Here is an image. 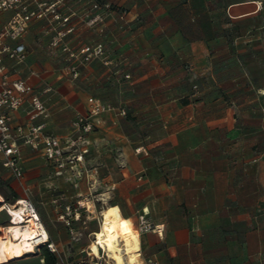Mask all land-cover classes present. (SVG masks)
Returning a JSON list of instances; mask_svg holds the SVG:
<instances>
[{
  "label": "crops",
  "instance_id": "0c3cea01",
  "mask_svg": "<svg viewBox=\"0 0 264 264\" xmlns=\"http://www.w3.org/2000/svg\"><path fill=\"white\" fill-rule=\"evenodd\" d=\"M50 1L78 18L91 2ZM101 1L113 6L102 32L72 17L71 46L104 45L77 78L49 48L45 19L30 20L19 40L23 62L4 58L44 103L32 122L76 137L73 121L92 101L117 108L93 117L82 165L87 187L96 172L132 227L144 211L163 228L139 233L141 264H264V0ZM29 108L26 96L12 126L29 122ZM19 161L24 180L46 165L21 143Z\"/></svg>",
  "mask_w": 264,
  "mask_h": 264
},
{
  "label": "built area",
  "instance_id": "2783aa9c",
  "mask_svg": "<svg viewBox=\"0 0 264 264\" xmlns=\"http://www.w3.org/2000/svg\"><path fill=\"white\" fill-rule=\"evenodd\" d=\"M56 4V1L50 0H0V13L13 11L11 17L5 23L0 24V166L8 170L9 174L17 180L23 176L19 161L20 143L28 145L33 150H40L55 169V173L60 174L67 165L71 169L75 163L82 162V155L87 149H78L77 143L85 142V134L93 127V117L103 112L117 110L102 102L92 101L86 112L77 115L73 121L77 132L76 137L69 136L62 139L45 133L44 123L32 122L36 117L46 115L44 103L39 95L33 92L32 86L26 79L12 78L4 63L5 57L17 63L24 61L26 50L19 40L26 33L30 20L45 19L48 22L52 29L48 46L63 54L64 69L72 78L78 77L80 65L100 58L104 54L102 42L78 47H73L67 42V37L76 30L72 17H78L75 12L66 15L61 13ZM112 7L111 3L91 0L78 20L86 27L98 29V26L102 25L105 20V14L111 11ZM98 30L102 32V28L99 27ZM8 41L16 43L10 45ZM26 96L30 103L27 111L29 122L12 126L10 112L18 109ZM117 112L125 114L123 109H118ZM136 151L140 149L137 148ZM23 199L32 205L29 199ZM67 210H69L68 207ZM145 216L144 211L138 215L137 231L139 233L155 231L161 236L163 228L159 225H152ZM47 246L50 251H54L51 244L48 243ZM88 247L90 248V245Z\"/></svg>",
  "mask_w": 264,
  "mask_h": 264
},
{
  "label": "rangeland",
  "instance_id": "374dc122",
  "mask_svg": "<svg viewBox=\"0 0 264 264\" xmlns=\"http://www.w3.org/2000/svg\"><path fill=\"white\" fill-rule=\"evenodd\" d=\"M85 64L80 65L79 70ZM115 109L117 108L115 107ZM81 147L82 142L79 141L77 148ZM47 164L53 168L46 160ZM46 165L40 166L41 171L30 172L26 180L23 177L17 180L9 175L8 170L0 167V228L10 223L8 206H13L17 200L26 198L31 201L49 235L47 243L35 245L33 251L27 252L23 258L9 264H45L44 249L54 255V264H89L97 260L94 257L99 258L103 263L112 264L106 257H102L101 249L93 244V236L89 235L92 230L95 232L99 228L101 213L110 206H117L111 205L112 203L105 200L106 192L109 191L105 189L103 181L94 172L87 187L85 175L87 171H85L82 162L75 163L71 169L67 165L60 174H56L54 168L50 173ZM87 198L91 203H87ZM89 208L92 209V212L89 211ZM67 212L68 214H66ZM88 214L94 218L89 219ZM60 215H64V217H60ZM124 220L126 221L125 218ZM127 221L122 223L125 233L132 228L136 229L137 220L135 223L132 222L135 227H132ZM48 243L53 246L54 251L49 250ZM90 252L92 254H89Z\"/></svg>",
  "mask_w": 264,
  "mask_h": 264
},
{
  "label": "bare ground",
  "instance_id": "6f19581e",
  "mask_svg": "<svg viewBox=\"0 0 264 264\" xmlns=\"http://www.w3.org/2000/svg\"><path fill=\"white\" fill-rule=\"evenodd\" d=\"M7 212L10 223L0 228L2 231L0 260L2 262L13 261L33 251L35 245L49 241V235L33 205H29L23 198L15 202L13 206H8ZM123 222L126 221L120 209L117 206L108 207L101 213L99 228L91 233L93 244L101 249L102 257H106L112 264H139V232L132 228L125 233L122 229ZM93 264L107 263L93 262Z\"/></svg>",
  "mask_w": 264,
  "mask_h": 264
},
{
  "label": "trees",
  "instance_id": "16d2710c",
  "mask_svg": "<svg viewBox=\"0 0 264 264\" xmlns=\"http://www.w3.org/2000/svg\"><path fill=\"white\" fill-rule=\"evenodd\" d=\"M1 168L4 169L3 167H1ZM43 258H44V263L45 264H54V262H55L54 255L51 252H49L47 249H44V251H43Z\"/></svg>",
  "mask_w": 264,
  "mask_h": 264
}]
</instances>
